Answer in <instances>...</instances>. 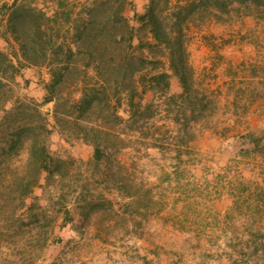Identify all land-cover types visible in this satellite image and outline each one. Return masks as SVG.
<instances>
[{"label":"rangeland","instance_id":"rangeland-1","mask_svg":"<svg viewBox=\"0 0 264 264\" xmlns=\"http://www.w3.org/2000/svg\"><path fill=\"white\" fill-rule=\"evenodd\" d=\"M28 1L48 15L72 12L75 22L90 19L87 44L98 21L121 12L136 26L134 13L147 5V0ZM10 2L0 0V7ZM58 2L64 4L61 9ZM173 2L157 0L163 19ZM73 26L64 23L60 35L69 39ZM87 44L57 90V101L40 109L50 132L48 150L66 162L68 176L46 180L43 175L22 203L17 176L28 158L26 138L15 152L1 147L13 123L30 118L18 114L0 128V264H264V6L234 4L229 12L195 16L184 27L193 89L210 101L207 117L192 125L195 139L188 153L177 152L182 121H172L183 107L167 97L181 88L156 52L143 57L163 65H146L133 81L165 72L168 94L158 87L146 93L142 104H151L150 109L143 120L130 121L126 94L135 83L123 80L114 106L120 119L100 105L78 123L110 129L109 134L80 138L69 105L80 97L83 79L90 78L89 85L95 81L90 67L84 75L89 53L103 62V79L121 81L126 75L107 71L121 61L120 49L94 53L95 45ZM129 54L141 56L136 49ZM23 76L29 83L24 86L18 78L15 97L41 102L48 70L29 67ZM92 142L100 145L101 161L94 159Z\"/></svg>","mask_w":264,"mask_h":264},{"label":"trees","instance_id":"trees-1","mask_svg":"<svg viewBox=\"0 0 264 264\" xmlns=\"http://www.w3.org/2000/svg\"><path fill=\"white\" fill-rule=\"evenodd\" d=\"M234 4H248L258 7L264 6V0H174L170 6V14L167 20L163 19L157 11V0H147L142 13L135 12L133 22L136 26L129 24L128 20L115 12L111 19L98 21L95 36L87 44L88 30L93 24L90 19L71 20L72 12H52L48 15L43 9L37 8L28 0H11L9 4L3 3L0 7V39L4 43V50H0V128L6 126L9 119L18 114H27L29 120L13 123L9 133L3 141L1 150L4 153L15 152L26 138L28 146V158L22 173L17 176L18 194L22 203L30 197L35 187L39 185L44 175L46 180L57 178L63 179L69 174L66 162L55 159L48 150L46 137L49 130L44 125L45 118L41 113V107L57 101V90L66 83V76L70 73L75 57L81 54L83 45H95L94 53L100 50L116 46L123 54L121 61L110 66L107 71L121 74L124 79L112 82L102 78L103 62L93 57L84 68L90 67L94 73L95 81L89 85L88 79H83L80 97L69 105L72 115H75L76 127L80 138L87 140L89 133L101 132L108 135L110 129L84 127L79 123L95 107L102 106L107 114L120 119L114 112L115 104L120 103L119 90L123 80L135 83L126 94V103L130 121L143 120L151 104H142L143 96L158 87L164 96L169 92V76L162 72L157 75L146 77L144 74L133 81V75L141 72L146 65L157 68L163 65L160 60H150L143 57L144 52L160 53L169 65L178 80L181 92L178 95L167 96L169 101H178L183 107L180 111L181 119L176 115L174 123L182 121V132L180 144L177 146L178 153H188V145L195 139L192 125L205 119L210 101L204 94H199L193 89L192 72L188 65L184 47V27L187 26L195 16L201 14H213L215 12H229ZM61 9L63 2L57 3ZM61 11V10H60ZM72 33L69 39L60 35L64 23H73ZM76 23V24H75ZM143 35V37H142ZM134 39L137 44L133 46ZM116 48V49H117ZM136 49L141 52L140 57H133L129 51ZM121 54V55H122ZM157 66V67H156ZM29 67H45L48 70L49 81L44 84V94L41 102L34 100L26 103L15 97L13 85L22 79L24 86L29 81L24 78L23 70ZM128 74V75H127ZM111 83V84H110ZM113 85V86H112ZM139 88V91L137 90ZM113 90V95L108 94ZM108 92V93H107ZM101 97V98H100ZM113 104H111V100ZM10 107L8 102L12 101ZM54 108V116H57V107ZM37 120L38 123L32 121ZM174 135L172 138H177ZM253 134H248L252 139ZM258 142V141H257ZM259 143V142H258ZM94 147V159L101 161L104 154L98 143L92 142ZM34 204H30V209ZM64 218L69 216V211L64 208Z\"/></svg>","mask_w":264,"mask_h":264},{"label":"crops","instance_id":"crops-1","mask_svg":"<svg viewBox=\"0 0 264 264\" xmlns=\"http://www.w3.org/2000/svg\"><path fill=\"white\" fill-rule=\"evenodd\" d=\"M2 47H4V43H3L2 40L0 39V50L2 49Z\"/></svg>","mask_w":264,"mask_h":264}]
</instances>
